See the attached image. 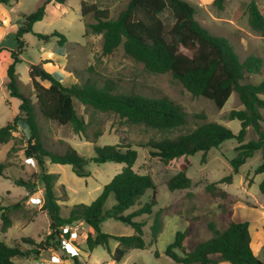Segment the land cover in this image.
<instances>
[{"label": "trees", "instance_id": "trees-1", "mask_svg": "<svg viewBox=\"0 0 264 264\" xmlns=\"http://www.w3.org/2000/svg\"><path fill=\"white\" fill-rule=\"evenodd\" d=\"M66 0H47L34 12L24 14L21 24L15 34L16 49L10 50L0 46V53H9L11 63L6 68L8 82L6 89L10 98L20 101L18 112L12 120L0 128V145L9 144L13 134L18 132V124L23 122L29 129L30 137L24 149L27 158L36 160L41 168L39 181L43 185L44 201L41 210L50 218L49 232L40 242L31 237H22L20 242L30 248L22 250L19 244L9 246L0 241V264H16L17 257H35L43 251L59 250L61 246V228L80 222L88 225L94 231L89 233L85 243L92 252L97 247H103L111 253L112 260L120 263L126 254L133 249L144 250L157 244L163 230L164 222L161 215L155 216L150 225L149 240L145 238L144 222H136L135 218L144 214L152 215L157 205V186L149 174H140L134 170L138 152L132 145H105L95 147L96 156L87 159L75 149L69 148L63 154L51 152L42 139L41 128L36 118L37 111L46 120L59 125H70L77 135H85L89 123L80 117L75 109L74 100L95 113L114 114L127 126H142L160 135L158 139H150L147 143L138 145L149 148V156L160 160L169 166L180 158L188 162L190 156L202 153L205 163L208 152L218 149L227 140H236L239 145L235 150L237 155L229 163L233 173H239L240 168L252 158L257 151L262 154V162L255 168L254 175H263L259 190L264 196V80L259 84L246 82L248 75L258 74L262 68V59L250 55L241 61L232 44L224 37L212 34L196 19V9L185 0H129L125 8L116 18H111L107 9L96 5L81 3L83 17L91 15L93 23H86V33L102 35V55L114 53L120 46L124 54L141 63L150 74H170L174 80L195 98L204 97L221 110L231 95L235 93L242 106L233 109L228 115L229 120H238L241 129L234 133L228 126L219 122H208L204 113L195 114L193 128L189 127L188 114L183 108L164 98H151L133 93H119L112 83L98 84L97 80L88 79L79 84L65 86L50 73L44 72V77L30 72L34 89L35 103L31 96L24 94L19 87L16 67L21 63L20 55L26 48L24 35L33 33L35 23L44 19L46 6L51 2L63 4ZM13 0H0V4L11 5ZM224 0H215L222 8ZM168 13L173 22L167 26L162 15ZM248 21L251 28L264 36V15L257 4L252 1L248 9ZM38 40L48 43L52 38H58L60 45L67 39L64 35L34 33ZM47 81L48 86L42 84ZM201 121V122H200ZM248 128H252L258 136L243 144ZM178 133L176 136H172ZM95 133L94 140L102 136ZM48 159L53 164L71 165L73 172L79 177H89L84 167L90 162L104 164L107 162L124 164L121 172L107 183L101 194L90 204L74 205L67 217L61 213L59 201H67V194L61 199L56 195L55 186L59 176L46 172L44 166ZM6 164L0 162V177L4 174ZM233 175L223 178L217 183H211L206 188L210 193L226 195L217 187L220 183H231ZM18 186H23L30 193L36 187L31 181L17 180ZM170 191L188 190L192 180L185 171H181L167 180ZM147 190H152L150 202L140 206L125 215L133 208L140 196ZM113 195L115 205L104 210L108 198ZM20 203L0 206V232L5 234L12 227L11 212L18 210ZM161 212H164L162 209ZM112 219L131 226L132 235L113 236L102 232V223ZM250 223L229 220L223 228L209 225L211 237L188 249L186 242L188 231H177L174 241L170 243L165 255L177 264H264L253 252L251 247ZM110 240L118 242L114 252L110 249ZM264 253V242H263ZM159 257V252L155 251ZM214 257V258H213ZM74 264H80L76 256L72 257ZM224 258V262L220 261ZM144 264V263H135Z\"/></svg>", "mask_w": 264, "mask_h": 264}, {"label": "rangeland", "instance_id": "rangeland-1", "mask_svg": "<svg viewBox=\"0 0 264 264\" xmlns=\"http://www.w3.org/2000/svg\"><path fill=\"white\" fill-rule=\"evenodd\" d=\"M45 1L47 0H13L11 5H0L1 47L10 50L16 49L15 34L23 15L34 12ZM128 1L66 0L63 4L49 3L46 6L44 19L35 23L33 33L24 35L26 48L20 55L21 63L16 67L20 90L27 96H31L35 103L30 77L32 67L36 65L43 67V62L39 61L40 58L45 53L59 51L65 54L67 64L64 68L73 77L72 83L63 81L66 86L74 83L82 84L88 79L97 80L100 85L110 82L119 93L164 98L181 106L188 114L190 128L195 126L196 121L199 122L193 116L204 113L207 117L206 121L222 123L234 133H238L241 129L240 122L227 119L231 110L242 108L235 93L231 95L223 109L219 110L212 101L204 97H193L170 74L154 75L148 73L141 63L135 62L124 54L122 46L111 55H102V35H85V24L93 23L94 19L91 15L82 16V2L107 9L110 17L116 18ZM185 1L195 7V19L202 26L212 34L226 38L232 44L241 61L250 55L262 59L261 71L258 74L248 75L246 79V82L253 84L262 82L264 80V36L254 31L249 25L248 9L250 3L254 1L264 15V0H224L222 8L214 3L215 0ZM162 17L167 26L172 25L173 20L168 13H164ZM53 32L64 35L67 42L60 45L57 42L58 38H52L48 43H44L38 40L34 34L49 35ZM2 33L5 36H2ZM41 48L45 50L42 51ZM11 61L10 55H4L2 61L0 60V128L10 122L18 112L17 103L19 100L9 97L5 85L8 82L6 66ZM53 63L54 65L57 64L55 61ZM54 74L58 76V71H53ZM42 84L49 85L47 81H42ZM260 97L264 100V94ZM74 104L78 115L89 123L85 135L75 134L70 125L63 126L54 121L46 120L37 111L36 118L46 147L51 152L59 154L73 148L81 156L92 159L96 156L95 147L116 144L134 146L138 152L134 170L140 174L151 175L157 186V205L154 207V213L152 215L144 214L135 218L134 221L147 224L145 238L149 240V226L153 223L155 216L161 215L164 222L162 233L156 245L144 250H130L120 263H116L113 262L111 253L103 247H97L92 252L87 249L85 240L91 232V228L86 224L79 225L77 237L79 251L76 250L77 253L68 255L60 249H50L42 252L38 258L17 257L14 259L16 264H65L66 259L69 263L74 264L73 256L78 257L80 264H177L165 255V250L174 241L177 231H188L186 247L190 249L211 237L212 233L209 229L211 223L217 228L225 226L230 219L229 213H232L235 207L242 203H251L257 206L259 210H264V196L259 190V182L263 176L254 175L255 168L262 162L260 151L248 159L237 174L233 173L229 161L238 154L235 149L241 144L233 139L225 141L218 149L208 152L205 163L202 162V153L200 152L188 158L189 164L185 158H180L169 166H165L160 160L149 156V148L138 147L150 139H158L160 137L158 133L142 126L129 127L114 114L95 113L76 99ZM262 115L264 116V109ZM262 127L264 128V122H262ZM98 131H101L103 135L95 141L94 136ZM13 135V140L9 144L0 145V162L6 164L4 174L0 177V206L20 203L21 207L11 212L12 227L5 234L0 232V241H4L9 246L19 244L20 248L25 251L30 246L22 244L20 239L32 237L37 242L43 240L49 232V217L41 211L43 203L40 206L36 205L33 200L35 195L27 196L25 194L26 188L16 184L17 180L31 181L36 185L33 192L44 190L39 181L41 168L36 160L34 162L24 154L30 137L29 129L23 122H20L18 132ZM257 138L258 136L253 129L248 128L243 144ZM123 167L124 164L112 162L99 164L90 161L84 167V170L90 175L84 178L77 176L71 165L53 164L46 159L44 170L59 176L55 186L56 195L64 199L62 198L64 190L68 194L66 202H59L62 215L67 217L74 205L93 202L101 194L103 187L121 172ZM181 171H185L192 180V187L188 190L172 192L167 187V180ZM229 175H233L231 183L224 182L217 185L221 191L228 192H225V196L213 194L207 190L208 185L217 183ZM151 196L152 190H147L138 198L136 205L125 212V215L149 203ZM115 203V198L111 195L104 205V210L111 209ZM162 209L164 212H161ZM237 214L242 213L238 212ZM257 215L256 210L248 207L236 219L238 221L255 220ZM101 229L102 232L113 236L132 235L134 233L131 226L112 219H106L102 223ZM116 243L115 240H110L112 253L117 247ZM155 251L159 252V257L155 256ZM55 256H60L62 262L56 263L54 261Z\"/></svg>", "mask_w": 264, "mask_h": 264}, {"label": "crops", "instance_id": "crops-1", "mask_svg": "<svg viewBox=\"0 0 264 264\" xmlns=\"http://www.w3.org/2000/svg\"><path fill=\"white\" fill-rule=\"evenodd\" d=\"M0 5H3V4H0ZM2 36H5L3 35V33L1 34ZM16 42V40H15ZM17 46V44H16ZM42 51H44L45 49L44 48H41ZM4 55H8V53H0V60L2 61V58L4 57ZM65 54H62L60 53L59 51L58 52H48L47 54L45 53V55L43 57L40 58L39 61H42L43 62V67L42 69L48 73H51L53 75V71H58V76H56L55 74L53 75L54 78H56L57 80L63 82V81H70L69 83H72V80H73V77H72V74L68 71H66V69L64 68L67 64V59L65 58L64 56ZM64 57V58H63ZM53 61L57 62V64L54 65ZM10 64V62H9ZM7 64V66L9 65ZM6 66V67H7ZM63 71V72H61ZM6 83V82H5ZM63 85L64 82L62 83ZM6 85V84H5ZM46 86V85H45ZM48 86V85H47ZM66 86V85H65ZM7 94H8V91H7ZM20 104V101H18L17 103V108ZM7 145V144H5ZM259 152V151H257ZM57 175V174H56ZM263 176V175H262ZM263 179V178H262ZM262 181V180H261ZM260 184V182H259ZM224 190V189H223ZM227 192V191H225ZM228 193V192H227ZM25 194L27 196L29 195H35L34 196V199L35 198H41V199H44L43 198V191L39 190L38 192L34 191V192H25ZM67 194V192H66ZM33 199V200H34ZM67 200H68V194H67ZM59 202H66V201H59ZM15 204V203H13ZM60 204V203H59ZM40 206V205H38ZM252 208L254 210H256L258 212V215L256 216V219L255 220H242V221H238L236 219V217L241 216L243 214V211L245 210V208ZM42 211V210H41ZM44 212V211H42ZM238 212H241L242 214H237ZM45 215H47L46 212H44ZM48 216V215H47ZM229 216H230V219L229 220H233V221H236V222H249L250 223V233H251V238H252V241H251V247H252V250L254 252V254L264 262V253H263V242H264V210H259V208H257V206H255L254 204H251V203H242L240 206L238 207H235L234 211L232 213H229ZM11 217V215H10ZM49 217V216H48ZM12 219V218H11ZM12 224H13V221H12ZM50 224V218H49V223ZM81 226L84 225V223L82 222V224H80ZM147 225V224H146ZM151 225V224H150ZM1 227V226H0ZM146 227V226H145ZM224 227V226H223ZM222 227V228H223ZM91 228V227H90ZM149 229H150V226H149ZM7 233V232H6ZM91 234L94 235V231L92 230L91 228V232H89ZM162 233V232H161ZM160 233V234H161ZM176 234V233H175ZM160 236V235H159ZM32 238V237H31ZM210 238V237H209ZM34 239V238H33ZM159 239V237H158ZM35 240V239H34ZM207 240V239H206ZM36 241V240H35ZM40 242V241H39ZM158 242V241H157ZM78 244V242H77ZM116 245L118 246V242L116 243ZM115 245V246H116ZM44 252V251H43ZM42 254V252H41ZM40 254V255H41ZM39 255V256H40ZM38 256V257H39ZM56 258H60V263L62 262L61 261V257L60 256H55ZM214 258V257H213ZM65 264H71L68 262V259H66L65 261ZM114 262V261H113ZM223 264H226V263H223Z\"/></svg>", "mask_w": 264, "mask_h": 264}, {"label": "built area", "instance_id": "built-area-1", "mask_svg": "<svg viewBox=\"0 0 264 264\" xmlns=\"http://www.w3.org/2000/svg\"><path fill=\"white\" fill-rule=\"evenodd\" d=\"M43 201L44 200H42L41 198H35L34 199V202H35L36 205H42ZM80 224H82V222L77 223V224H73V225H65L64 227L61 228V234H60L61 246H60V250L64 254L71 255V254L77 253V251H76V250H78V248H77V245H78L77 244V237H78V231H79V225ZM54 261L56 263H60V258L54 257Z\"/></svg>", "mask_w": 264, "mask_h": 264}, {"label": "water", "instance_id": "water-1", "mask_svg": "<svg viewBox=\"0 0 264 264\" xmlns=\"http://www.w3.org/2000/svg\"><path fill=\"white\" fill-rule=\"evenodd\" d=\"M32 71H33V73L44 77V72H43V69L40 65H36V66L32 67ZM220 261L224 262L225 260H224V258H220Z\"/></svg>", "mask_w": 264, "mask_h": 264}]
</instances>
